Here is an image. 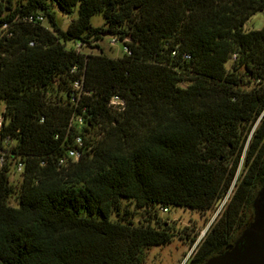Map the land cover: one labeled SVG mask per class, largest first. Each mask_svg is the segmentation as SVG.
Instances as JSON below:
<instances>
[{"label": "trees", "instance_id": "16d2710c", "mask_svg": "<svg viewBox=\"0 0 264 264\" xmlns=\"http://www.w3.org/2000/svg\"><path fill=\"white\" fill-rule=\"evenodd\" d=\"M3 3L0 264H143L174 236L161 209L209 211L233 183L191 261L230 244L264 183V24L246 29L264 0ZM106 37L128 54H102ZM76 136L79 160L59 165Z\"/></svg>", "mask_w": 264, "mask_h": 264}, {"label": "rangeland", "instance_id": "374dc122", "mask_svg": "<svg viewBox=\"0 0 264 264\" xmlns=\"http://www.w3.org/2000/svg\"><path fill=\"white\" fill-rule=\"evenodd\" d=\"M0 5H4L3 0H0ZM2 7V6H1ZM76 17V9L72 14L58 13L57 19L63 29L66 28L68 22ZM90 24L93 27H101L103 25V18L100 14H95L90 19ZM264 24V13H256L248 21L246 29H259ZM112 39L104 38L97 45L101 48V53L111 57L117 58L122 55V44L116 42L112 44ZM95 43L91 45L92 48H83L81 51L85 54H98L99 51L94 47ZM182 87L184 83L180 84ZM0 106V111L2 110ZM240 166L236 171L235 178L239 176ZM19 175L13 176L11 179L16 181ZM235 180V179H234ZM234 182V181H233ZM15 183V182H14ZM233 190V183L227 193L216 202L209 211L197 212L182 208H169L166 212L159 213L161 217L173 229L172 240L164 245L151 247L144 252L143 264H187L198 244L200 243L206 229L213 224L224 209L226 202ZM11 205H14L13 201ZM134 222L139 219L140 212H136Z\"/></svg>", "mask_w": 264, "mask_h": 264}, {"label": "water", "instance_id": "95a60500", "mask_svg": "<svg viewBox=\"0 0 264 264\" xmlns=\"http://www.w3.org/2000/svg\"><path fill=\"white\" fill-rule=\"evenodd\" d=\"M251 208L249 221L231 243L201 264H264V183L257 190Z\"/></svg>", "mask_w": 264, "mask_h": 264}, {"label": "built area", "instance_id": "2783aa9c", "mask_svg": "<svg viewBox=\"0 0 264 264\" xmlns=\"http://www.w3.org/2000/svg\"><path fill=\"white\" fill-rule=\"evenodd\" d=\"M25 21L27 22H32V21H43V18L40 15L37 16H28L25 18ZM2 28L5 29L6 25H2ZM112 44L116 43L117 41H115L114 39L111 40ZM30 46H32V43H29ZM122 53H126L128 54V50L126 47L122 46ZM183 58H187L186 55L183 56ZM74 70V68H73ZM73 90L77 91L76 95L77 97L80 95L81 92V82L80 81H76L73 83L72 85ZM108 107L114 111V112H122L125 109V101L123 98L119 97V96H112L109 100L108 103ZM71 123L75 124L77 127H81L83 124V119L81 117H74L71 120ZM2 124V117L0 116V127ZM82 146V141L81 138L79 136H76L73 140V147L70 148L67 151V155L66 158H62L59 160V165H63L67 160L71 161V162H77L80 158V148ZM4 162V153L2 151H0V167L2 166ZM23 171V163L18 162L15 166V172L17 174L22 173ZM161 212H166V209H161Z\"/></svg>", "mask_w": 264, "mask_h": 264}, {"label": "flooded vegetation", "instance_id": "af4514ba", "mask_svg": "<svg viewBox=\"0 0 264 264\" xmlns=\"http://www.w3.org/2000/svg\"><path fill=\"white\" fill-rule=\"evenodd\" d=\"M187 264H194L191 260Z\"/></svg>", "mask_w": 264, "mask_h": 264}]
</instances>
